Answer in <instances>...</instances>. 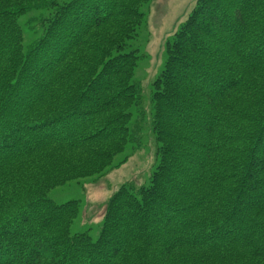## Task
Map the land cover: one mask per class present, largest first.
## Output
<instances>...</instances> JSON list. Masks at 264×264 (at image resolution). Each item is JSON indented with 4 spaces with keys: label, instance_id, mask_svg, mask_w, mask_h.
Here are the masks:
<instances>
[{
    "label": "trees",
    "instance_id": "trees-1",
    "mask_svg": "<svg viewBox=\"0 0 264 264\" xmlns=\"http://www.w3.org/2000/svg\"><path fill=\"white\" fill-rule=\"evenodd\" d=\"M152 1L0 0V264H264V0H196L167 38L154 171L95 237L48 197L139 147Z\"/></svg>",
    "mask_w": 264,
    "mask_h": 264
},
{
    "label": "rangeland",
    "instance_id": "rangeland-1",
    "mask_svg": "<svg viewBox=\"0 0 264 264\" xmlns=\"http://www.w3.org/2000/svg\"><path fill=\"white\" fill-rule=\"evenodd\" d=\"M58 2L64 0H55ZM196 0H153L147 8V26L143 30L135 47L143 56L135 72V81L142 87L143 135L139 147L129 148L121 160L124 163L107 170L103 175L71 182L52 190L48 197L58 204L77 200L81 204V214L72 227L73 233L90 230L93 237L97 234L96 226L100 222L105 202L122 184L136 186L148 184L154 171L156 143L150 127L149 101L151 83L162 68L164 45L167 40L185 21L193 9ZM146 11V12H147ZM37 13L21 18L25 23ZM29 37V36H28ZM32 37L28 40L31 41ZM137 117V116H135ZM141 117V116H140Z\"/></svg>",
    "mask_w": 264,
    "mask_h": 264
}]
</instances>
